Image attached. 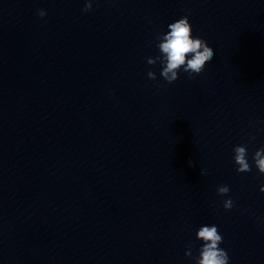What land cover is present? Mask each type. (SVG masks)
Returning a JSON list of instances; mask_svg holds the SVG:
<instances>
[{
  "label": "clouds",
  "instance_id": "9594fccd",
  "mask_svg": "<svg viewBox=\"0 0 264 264\" xmlns=\"http://www.w3.org/2000/svg\"><path fill=\"white\" fill-rule=\"evenodd\" d=\"M92 0H86L84 12L91 11ZM38 15L44 17L45 10L39 9ZM168 31L156 37L160 55L155 58L149 57L148 64L155 65L160 62L161 76L169 83L175 82L179 78L181 70L189 77H194L202 73L206 65L213 60L214 50L208 43L192 34V25L187 15L168 24ZM148 77L156 80V73L149 71ZM251 139H255L251 137ZM234 163L237 166V173H248L252 170V165L248 161V153L245 146L238 145L233 148ZM256 169L264 175V147L259 148L253 156ZM191 163V162H190ZM217 194L227 196L230 189L227 185L218 186ZM264 192V187L261 188ZM223 208L231 210L233 201L229 198L223 201ZM196 240L202 242L199 255H192V245H189L185 255L195 261V264H229L227 251L220 247L223 237L216 225H203L196 232Z\"/></svg>",
  "mask_w": 264,
  "mask_h": 264
}]
</instances>
